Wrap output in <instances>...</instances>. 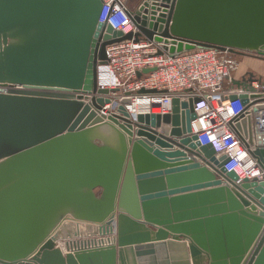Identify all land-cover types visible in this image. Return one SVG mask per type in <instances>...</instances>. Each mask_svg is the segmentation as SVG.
Masks as SVG:
<instances>
[{
  "label": "water",
  "instance_id": "1",
  "mask_svg": "<svg viewBox=\"0 0 264 264\" xmlns=\"http://www.w3.org/2000/svg\"><path fill=\"white\" fill-rule=\"evenodd\" d=\"M101 7L0 0V264H264V176L238 182L227 155L200 145L199 99L131 115L124 97L105 114L111 91L96 84L106 46L131 38L158 43V53L264 57V0H141L134 34L100 23ZM249 75L233 83L250 93L229 95L247 108L264 96ZM236 127L264 171V133L249 114ZM113 225L108 245L72 240Z\"/></svg>",
  "mask_w": 264,
  "mask_h": 264
},
{
  "label": "built area",
  "instance_id": "2",
  "mask_svg": "<svg viewBox=\"0 0 264 264\" xmlns=\"http://www.w3.org/2000/svg\"><path fill=\"white\" fill-rule=\"evenodd\" d=\"M101 1L100 23L124 34L138 31L132 20L134 9L126 0ZM158 50V43L145 38L125 39L106 46V61L97 65L96 84L111 92L107 95L110 102L101 111L117 112L122 98L128 97L130 102L125 108L131 115L165 114L171 111L173 97L181 101L196 97L199 100L194 103L196 117L192 121V132L200 145L211 143L216 157L227 155L223 167L227 172H235L238 182L262 179L264 171L252 156V147L238 131L236 122L241 114H249L253 132L264 133V96L250 99L251 106L247 108L240 98L231 99L229 95L250 93L247 86L233 83L243 76L249 78V73L253 74L249 84L254 92L264 94V76L246 71L237 78L238 51L229 48L197 47L174 54L158 53ZM143 69L153 70L138 76ZM141 89L156 92L139 94ZM140 104L146 107L145 112L138 111ZM115 235L113 225L111 233L77 236L72 240L78 241L80 247L104 246L110 244Z\"/></svg>",
  "mask_w": 264,
  "mask_h": 264
},
{
  "label": "rangeland",
  "instance_id": "3",
  "mask_svg": "<svg viewBox=\"0 0 264 264\" xmlns=\"http://www.w3.org/2000/svg\"><path fill=\"white\" fill-rule=\"evenodd\" d=\"M126 2L128 3L131 9H136L137 6L140 4L141 0H126ZM236 54L239 62H247L246 64H248L249 67L247 71H253L257 75H259L260 73H264V57H259L255 54L247 52H237ZM80 227L84 228L81 225ZM61 244H63V242Z\"/></svg>",
  "mask_w": 264,
  "mask_h": 264
},
{
  "label": "crops",
  "instance_id": "4",
  "mask_svg": "<svg viewBox=\"0 0 264 264\" xmlns=\"http://www.w3.org/2000/svg\"><path fill=\"white\" fill-rule=\"evenodd\" d=\"M247 62H243V61H241L240 62V65H239V68H238V71L236 72V74H235V76L237 77V78H239L240 76H242L246 71H247V69L249 68L248 67V64H246ZM263 74L264 73H260L259 74V76H263ZM166 128V126L165 125H162V128H156L157 129V131H163L162 129H165Z\"/></svg>",
  "mask_w": 264,
  "mask_h": 264
},
{
  "label": "bare ground",
  "instance_id": "5",
  "mask_svg": "<svg viewBox=\"0 0 264 264\" xmlns=\"http://www.w3.org/2000/svg\"><path fill=\"white\" fill-rule=\"evenodd\" d=\"M138 111L139 112H145L146 111V107L143 106L142 104H140L139 107H138ZM61 243H62V240L59 239V241H58V247L63 251L64 250V243L63 244H61Z\"/></svg>",
  "mask_w": 264,
  "mask_h": 264
}]
</instances>
